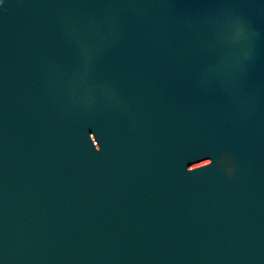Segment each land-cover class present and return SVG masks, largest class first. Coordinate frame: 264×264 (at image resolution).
I'll return each instance as SVG.
<instances>
[{
  "label": "water",
  "instance_id": "1",
  "mask_svg": "<svg viewBox=\"0 0 264 264\" xmlns=\"http://www.w3.org/2000/svg\"><path fill=\"white\" fill-rule=\"evenodd\" d=\"M0 264H264V163L138 174L0 163Z\"/></svg>",
  "mask_w": 264,
  "mask_h": 264
}]
</instances>
